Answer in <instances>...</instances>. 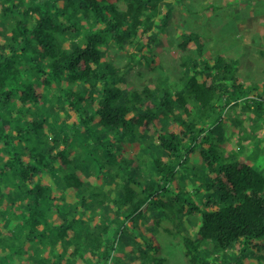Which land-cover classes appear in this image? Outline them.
<instances>
[{
  "label": "trees",
  "instance_id": "trees-1",
  "mask_svg": "<svg viewBox=\"0 0 264 264\" xmlns=\"http://www.w3.org/2000/svg\"><path fill=\"white\" fill-rule=\"evenodd\" d=\"M181 1L0 0V264H163L149 228L179 215L200 216L189 264H264V170L210 142L229 101L264 113V88L181 28L179 79L126 88ZM196 150L214 198L175 182Z\"/></svg>",
  "mask_w": 264,
  "mask_h": 264
},
{
  "label": "rangeland",
  "instance_id": "rangeland-1",
  "mask_svg": "<svg viewBox=\"0 0 264 264\" xmlns=\"http://www.w3.org/2000/svg\"><path fill=\"white\" fill-rule=\"evenodd\" d=\"M179 28L199 34L204 40V52L210 58L220 55L232 62L242 84L264 88V0H182L171 13L167 37L153 48L151 59L155 66L134 65L125 77L127 89H141L147 84L171 86L179 79L183 73V56H196L195 51L177 47L175 31ZM125 49L111 47L107 49V56L117 65H124L128 61ZM248 104L229 101L222 114L220 131L210 134V142L222 157L242 156L264 170V113L257 111L253 103ZM237 118L245 121L242 131L236 124ZM176 172L178 186L181 184L191 192L193 189L200 192V196L191 194V199L214 198L212 192H204L206 179L202 175L206 171L198 150L189 153ZM142 210L147 213L148 220L157 219L149 215L147 206ZM199 221V215H179L163 220L158 227L152 225L150 232L161 247L160 253L152 256L163 257L166 260L163 264H189L182 236L188 235L199 242L196 237Z\"/></svg>",
  "mask_w": 264,
  "mask_h": 264
}]
</instances>
